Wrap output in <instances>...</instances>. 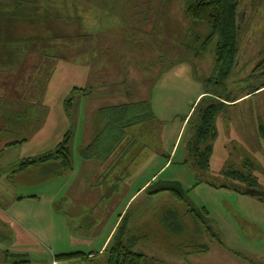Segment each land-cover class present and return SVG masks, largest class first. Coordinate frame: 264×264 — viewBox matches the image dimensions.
Here are the masks:
<instances>
[{"label": "rangeland", "instance_id": "1", "mask_svg": "<svg viewBox=\"0 0 264 264\" xmlns=\"http://www.w3.org/2000/svg\"><path fill=\"white\" fill-rule=\"evenodd\" d=\"M236 1L235 63L217 83L214 40L182 0H0V264H104L54 256L96 252L111 227L143 264H264V202L217 186L264 193V90L243 97L262 77L264 0ZM202 92L239 98L198 143L205 162L188 147ZM58 145L69 170L11 174ZM161 182L182 200L147 193Z\"/></svg>", "mask_w": 264, "mask_h": 264}, {"label": "trees", "instance_id": "2", "mask_svg": "<svg viewBox=\"0 0 264 264\" xmlns=\"http://www.w3.org/2000/svg\"><path fill=\"white\" fill-rule=\"evenodd\" d=\"M248 5H252L253 0H248ZM19 4L22 2H18ZM183 3V13L187 16L193 24H201L206 29L205 39L214 40V76L215 81L219 83L227 78L229 75L234 63L235 55L237 52V24L239 13L237 8L236 0H182ZM17 4V3H16ZM264 49V45L261 47L260 52ZM256 68L251 69L252 74H259L261 80L256 85L250 86L246 85L247 91L243 94L244 96H249L255 93L258 90H264V52L261 53L260 57L257 59ZM205 97H207L211 102L205 105V107L199 112L197 118V124L194 128V136L192 144H189L190 151L192 155L196 156L201 161H206V156L209 154L210 147L205 145L203 150L199 152L198 143L207 141L213 136L212 130V118L218 107L224 105L223 103H230L237 99L238 97L228 96H217L212 93L202 92ZM203 97V96H202ZM201 97L198 99L199 102ZM197 105V104H196ZM186 116L184 117V119ZM189 121V117L186 118L185 123ZM257 135L264 145V127L262 124L257 123L256 128ZM19 142L12 141L6 146H12ZM87 157V155H83ZM62 170H69V157L68 152L62 145H58L55 149L44 153L36 158H24L15 163L14 169L12 172L21 171L25 167L30 165L44 164L48 162H56ZM202 162L198 168L204 169L206 163ZM241 181L248 180V175L242 174L238 175ZM213 184V183H211ZM152 185H147L149 189ZM219 187L231 188L234 191H237L241 194H245V190L251 188L249 185L246 187L240 188L239 186L233 185L231 183L227 184H218ZM160 192H167L175 201L182 200V194L178 185L175 182H161L156 188L148 190L149 194H157ZM259 199V198H258ZM260 201H263L259 199ZM264 202V201H263ZM171 231V230H170ZM172 232V231H171ZM112 235L109 237L104 248L101 250V254L105 253V262L104 264H143V255L140 253H135L130 251L128 243L132 244L134 238L129 235L125 241L122 239V231L118 232L115 238H112ZM87 254H82L79 252L72 253H63L57 254L54 256L56 260H72L76 258H81L82 256L86 257Z\"/></svg>", "mask_w": 264, "mask_h": 264}, {"label": "crops", "instance_id": "3", "mask_svg": "<svg viewBox=\"0 0 264 264\" xmlns=\"http://www.w3.org/2000/svg\"><path fill=\"white\" fill-rule=\"evenodd\" d=\"M199 95H201V93L199 94ZM199 95H197V97L199 96ZM236 101V100H235ZM234 102V101H233ZM12 142V141H11ZM12 146H14V145H12ZM107 154L108 155H116L117 154V148H114L113 150H109V152L107 151ZM117 162V160L115 159V158H113V160H112V162L111 163H113V164H115ZM45 164V163H44ZM35 165H37V164H35ZM40 165H42V164H40ZM110 165H112V164H110ZM33 166V165H32ZM27 168V167H26ZM19 172V171H18ZM12 173H15V172H11V174ZM6 175L7 174H3L2 175V177H6ZM161 193V192H160ZM158 194V193H157ZM18 200V199H17ZM116 222V221H115ZM115 222H114V224H115ZM114 224H113V226H114ZM112 231V227H111V229H110V231L108 232V234L110 233ZM180 230H172V232H174V234L175 233H177V232H179ZM106 235V237H105V239L103 240V242H102V244H101V246H100V248L96 251V252H87V253H82V252H79V253H82V254H87L86 255V257H84V256H82L81 258H78L79 260H89L91 257H93L94 255H98V254H101L100 252H101V250L104 248V246H105V244L107 243V238H108V236L109 235ZM109 239V238H108ZM106 242V243H105ZM103 247V248H102ZM102 248V249H101ZM145 260H143L142 261V263L144 262ZM55 262V261H54Z\"/></svg>", "mask_w": 264, "mask_h": 264}, {"label": "water", "instance_id": "4", "mask_svg": "<svg viewBox=\"0 0 264 264\" xmlns=\"http://www.w3.org/2000/svg\"><path fill=\"white\" fill-rule=\"evenodd\" d=\"M245 194L257 197V198H259V199L264 201V193H262L260 191H257L255 189H252V188L246 189L245 190Z\"/></svg>", "mask_w": 264, "mask_h": 264}, {"label": "built area", "instance_id": "5", "mask_svg": "<svg viewBox=\"0 0 264 264\" xmlns=\"http://www.w3.org/2000/svg\"><path fill=\"white\" fill-rule=\"evenodd\" d=\"M51 264H54V262H52Z\"/></svg>", "mask_w": 264, "mask_h": 264}]
</instances>
